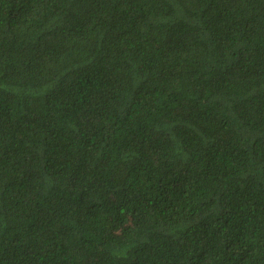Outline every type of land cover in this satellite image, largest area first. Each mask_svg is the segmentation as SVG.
I'll return each mask as SVG.
<instances>
[{
  "label": "trees",
  "instance_id": "16d2710c",
  "mask_svg": "<svg viewBox=\"0 0 264 264\" xmlns=\"http://www.w3.org/2000/svg\"><path fill=\"white\" fill-rule=\"evenodd\" d=\"M0 264H264V0H0Z\"/></svg>",
  "mask_w": 264,
  "mask_h": 264
}]
</instances>
